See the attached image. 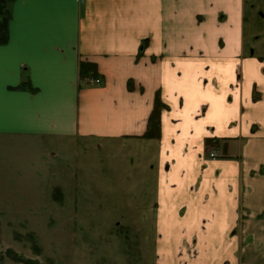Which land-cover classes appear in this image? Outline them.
I'll return each instance as SVG.
<instances>
[{
    "label": "crops",
    "instance_id": "0c3cea01",
    "mask_svg": "<svg viewBox=\"0 0 264 264\" xmlns=\"http://www.w3.org/2000/svg\"><path fill=\"white\" fill-rule=\"evenodd\" d=\"M251 1L15 0L0 134L145 140L159 91L157 264H264V52L246 48L261 45ZM82 61L100 84L81 82ZM232 140L241 154L219 159Z\"/></svg>",
    "mask_w": 264,
    "mask_h": 264
},
{
    "label": "rangeland",
    "instance_id": "374dc122",
    "mask_svg": "<svg viewBox=\"0 0 264 264\" xmlns=\"http://www.w3.org/2000/svg\"><path fill=\"white\" fill-rule=\"evenodd\" d=\"M251 2L261 45L246 48L264 52V0ZM242 144L220 145L219 159H236ZM158 157L151 139L0 134V264H157ZM249 225L253 241L261 225Z\"/></svg>",
    "mask_w": 264,
    "mask_h": 264
},
{
    "label": "trees",
    "instance_id": "16d2710c",
    "mask_svg": "<svg viewBox=\"0 0 264 264\" xmlns=\"http://www.w3.org/2000/svg\"><path fill=\"white\" fill-rule=\"evenodd\" d=\"M15 0H0V42L6 43L9 39V22L11 19V4ZM98 77L97 65L92 62L82 61L80 63V80L85 84L87 77ZM167 105L161 100L160 92L158 91L155 96L153 110L149 116L147 130L143 135L147 139H159L161 137V116ZM208 144L216 143L215 139H207ZM26 264H37L33 260L19 259Z\"/></svg>",
    "mask_w": 264,
    "mask_h": 264
},
{
    "label": "built area",
    "instance_id": "2783aa9c",
    "mask_svg": "<svg viewBox=\"0 0 264 264\" xmlns=\"http://www.w3.org/2000/svg\"><path fill=\"white\" fill-rule=\"evenodd\" d=\"M85 82H86L87 84H89V85H93V84H99L101 81H100L99 78L87 77V78L85 79ZM210 155H211L212 157H215L216 154H215L214 152H211Z\"/></svg>",
    "mask_w": 264,
    "mask_h": 264
}]
</instances>
